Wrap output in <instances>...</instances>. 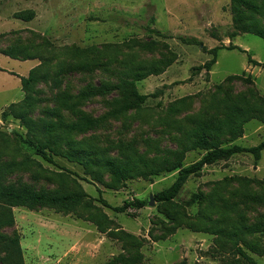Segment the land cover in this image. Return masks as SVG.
I'll return each mask as SVG.
<instances>
[{
  "label": "rangeland",
  "instance_id": "rangeland-1",
  "mask_svg": "<svg viewBox=\"0 0 264 264\" xmlns=\"http://www.w3.org/2000/svg\"><path fill=\"white\" fill-rule=\"evenodd\" d=\"M26 9L35 13L30 20L14 16ZM237 30L230 0H0V113L22 99L19 78L43 57L41 68L47 75L29 88L34 103L23 115L34 124L47 113L64 123L99 118L85 131H55L62 142L49 162L34 153L27 128L15 113L0 117V165L25 155L33 159L27 166L7 169L4 183L46 191L82 189L92 200L91 207L72 210L11 206L13 222L0 232L18 236L23 264H252L236 259L231 242L214 231L240 224L263 226L264 204L251 197L264 192V149L258 159L236 153L205 165L188 176L171 204L153 198L152 205L149 195L168 187L176 170L116 184L104 169H87L64 155V141L71 140L86 152L106 156H120L129 144L150 159L183 151L184 165L197 160L205 150L186 147L194 117L217 110L224 94L232 97L248 89L264 103V38ZM181 37L195 38L206 49L231 43L246 52L221 48L209 70L196 71L212 55ZM105 43L113 44L117 54L101 57L97 66L81 68L80 56L66 53L74 46ZM247 53L262 64L248 63ZM70 59L74 68L67 64ZM151 63L161 70L135 82L140 93L150 94L139 110L110 115L117 90L79 95L86 88L114 84L128 77L129 69ZM63 97L72 107L63 104ZM172 105L175 110L169 112ZM263 138L264 106L243 124L241 136L220 144L251 146ZM99 198L110 206L134 198L147 199V204L116 212ZM100 214L106 216L105 231L96 223ZM243 238L264 246L258 234ZM247 252L253 264H264V255Z\"/></svg>",
  "mask_w": 264,
  "mask_h": 264
},
{
  "label": "trees",
  "instance_id": "trees-1",
  "mask_svg": "<svg viewBox=\"0 0 264 264\" xmlns=\"http://www.w3.org/2000/svg\"><path fill=\"white\" fill-rule=\"evenodd\" d=\"M230 10L232 21L235 28L238 29L237 31L249 32L264 38V0H230ZM34 15L35 13L32 9L21 10L14 14L16 18L23 20H29ZM156 33L162 35L158 31ZM181 39L186 43L202 46V49L212 55L208 61L193 69L196 71L200 69L209 70L215 62L217 51L221 48L238 49L239 51L246 52L240 46L231 43L226 46L220 44L206 49L202 45V42L195 38L181 37ZM72 52L81 58L77 63L79 67L89 68L97 66V62L101 57L108 59L115 57L117 49L113 44L105 43L101 47L87 46L81 48L74 46L68 48L66 51V53L70 54ZM7 55L10 56V52ZM89 55H91V58ZM72 61L70 59V62L67 64L74 68V61ZM247 61L252 65L262 64L252 58L249 53H247ZM44 62L46 63V59L40 57V63L30 68L26 76H20L21 89L25 94L19 102H12L3 108L0 117L4 120L8 114L15 113L16 117L20 118L22 124L27 128V134H29L28 143L33 147L34 153L51 162L53 161L51 154L58 153V145L62 142V137H57L54 134L55 131L59 130L64 135L72 131H85L97 125L99 118H79L78 120L64 123L51 119V114L47 113L39 124H34L32 120L30 121L23 115L25 107H30L34 103L32 95L28 92L29 88L40 77H43L45 74L47 75V71H42L41 68ZM147 67L135 66L128 70V77L114 84H108L103 88H86L79 95L86 96L117 90L119 97L115 101V106L109 111L110 115L116 116L132 109L139 110L150 94L140 93L137 90L135 82L151 73L156 74L161 70L155 63H151ZM219 89L221 90V86H219ZM66 100L67 97L62 98L63 104L67 107H72V104ZM219 102L217 110L206 116H196L192 119L193 125L186 134L188 140L186 147L188 149L199 148L205 151L197 160L187 165L182 163L183 151L174 152L171 156L161 159H150L129 144L121 148L120 156H106L97 150L86 152L84 148L78 147L79 144L77 142L66 140L64 141V155L69 159H76L79 164H83L87 169L92 166L104 169L116 184L124 183L127 179L137 176L149 177L159 175L162 172L176 170V177L171 184L152 194L155 201L171 204L188 176L199 173L205 165L212 164L220 159H227L236 153H249L255 159H258L261 151L264 149V138L251 146L240 144L223 146L220 144L222 140L234 139L241 136L243 124L255 117L257 112L264 106L263 101L255 97L254 91L248 89L247 93L239 92L232 97L224 94ZM168 110L169 112H173L175 107L172 105ZM23 142L25 143L26 139H23ZM47 149L50 153H47ZM32 161L33 159L29 155H25L19 161H10L0 165V228L8 226L13 222L11 206H26L29 208L47 206L60 210H72L77 206H92V200L82 189L46 191L36 190L28 184L17 186L3 182L2 176L7 169L27 166ZM261 184L264 186V181ZM251 199L257 203L264 204V192L262 194H253ZM99 200L103 205L111 207L116 212H123L130 207L139 208L147 204V199L142 198L124 200L121 205L117 206H110L103 198H99ZM96 223L100 231L106 230V216L104 214H100L97 217ZM214 232L231 242V250L236 259L253 264L254 259L247 250L258 255H264V246L259 240L243 238L244 235L250 236L255 234L264 237V224L263 226H259L256 223L250 225L240 224L229 230L217 228ZM0 264H23L17 235L9 236L0 232Z\"/></svg>",
  "mask_w": 264,
  "mask_h": 264
},
{
  "label": "water",
  "instance_id": "water-1",
  "mask_svg": "<svg viewBox=\"0 0 264 264\" xmlns=\"http://www.w3.org/2000/svg\"><path fill=\"white\" fill-rule=\"evenodd\" d=\"M153 204V196L149 195L148 197V205H152Z\"/></svg>",
  "mask_w": 264,
  "mask_h": 264
},
{
  "label": "crops",
  "instance_id": "crops-1",
  "mask_svg": "<svg viewBox=\"0 0 264 264\" xmlns=\"http://www.w3.org/2000/svg\"><path fill=\"white\" fill-rule=\"evenodd\" d=\"M22 20H23V19H22ZM29 20H30V19H29ZM35 65H36V64L33 63L32 67H34ZM32 67H30V68H32ZM29 70H30V69H29ZM29 70H28V71H29Z\"/></svg>",
  "mask_w": 264,
  "mask_h": 264
}]
</instances>
